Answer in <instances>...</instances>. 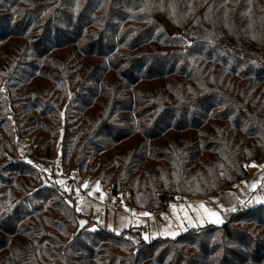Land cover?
I'll return each mask as SVG.
<instances>
[{
	"label": "trees",
	"instance_id": "1",
	"mask_svg": "<svg viewBox=\"0 0 264 264\" xmlns=\"http://www.w3.org/2000/svg\"><path fill=\"white\" fill-rule=\"evenodd\" d=\"M252 163L264 0H0V264H264V202L175 236L116 232L81 224L72 181L153 212L209 199Z\"/></svg>",
	"mask_w": 264,
	"mask_h": 264
},
{
	"label": "rangeland",
	"instance_id": "2",
	"mask_svg": "<svg viewBox=\"0 0 264 264\" xmlns=\"http://www.w3.org/2000/svg\"><path fill=\"white\" fill-rule=\"evenodd\" d=\"M19 150L24 159L31 161L37 167L43 170H45V168L50 169L51 165L49 163H45L42 165L40 160V152L38 151L37 147L32 148L29 145L28 139L26 137H22L19 140ZM52 159H54V163L57 164L59 156L57 158L56 156H54L52 157ZM263 167L264 164L258 165L257 163H252L249 167V173L252 177V179L250 180H255V175H258V173L260 172L259 170H261ZM49 173L51 172L49 171ZM62 173L63 172H61L58 167H55V174L57 176H52L51 181H56L58 184H66L67 179H64V177H62ZM78 178L82 179V187H84L86 193V196L81 200V224H86L88 220H91L88 223V226L91 228L99 226L103 223L116 232H121L124 229L130 228L132 226L133 230H135L136 226L131 224L129 214L136 213L135 211H130L128 207L121 206V204L124 202L121 194H119V196H112L110 190L108 188H104L102 183L95 180L93 177L84 179L83 176L78 175ZM259 178H257L256 181H259ZM259 201H264V197L259 200H255L253 204L259 203ZM192 202H196V206H192ZM204 202L205 201L203 199L172 200L169 203L167 216H165L167 220L171 221L170 224L172 223V227L162 226V232H160V234L175 236L181 233L184 229H187L192 225H196L197 223H201L205 219L213 223H222L224 218L221 215L220 209L218 207H214L213 204L210 205L209 210L206 209V211L208 210V212H211L209 214L206 213L205 217L201 218L196 215L201 212L203 208H206L205 205H203L205 204ZM115 204H117L115 206L116 208H114ZM195 219H197L198 222H196ZM196 226H198V224ZM150 231L153 234L157 233V230L154 229L153 224Z\"/></svg>",
	"mask_w": 264,
	"mask_h": 264
},
{
	"label": "crops",
	"instance_id": "3",
	"mask_svg": "<svg viewBox=\"0 0 264 264\" xmlns=\"http://www.w3.org/2000/svg\"><path fill=\"white\" fill-rule=\"evenodd\" d=\"M259 171L260 172L258 173V175H255V180H250V179H252V177L249 173V177L246 179V184L243 187H240L239 189L234 190L231 188V186H228V187L224 188L223 190L218 191L217 193L212 195L209 199L204 200L205 204H203V205H205L206 208H203V210L196 215L201 217V218L205 217L206 213L209 214L211 212V211L208 212L211 204H213L214 207H216V208L218 207L220 209L222 217H223L224 212H226L227 210L234 209L238 205H241V204L253 205V202H255V200H259V199L264 197V167ZM259 176H260V178H259ZM257 178H259V181H256ZM259 193H260V195H259ZM257 194H258V196H257ZM256 198H258V199H256ZM261 202H264V201H261ZM261 202L259 201V203H261ZM121 206L122 207H128V209L132 212L135 211L136 214H133V213L129 214V218L131 215H136L143 220H147L149 227L147 230H144L143 233L146 232L144 235H158V234H160V232H162L161 231L162 226H159L157 223L158 219H162L164 221V225H163L164 227H172V223L170 224L171 221L167 220L165 217V216H167V210L169 209V206L166 208H161V209H159L157 211H153V212H149V211H145V210H137V209H134V208H132V207H130L124 203H122ZM206 209H208V210L206 211ZM195 220H196V222H198L197 219H195ZM204 223H213V222H209V221H207V219H205L203 222L197 223V224L201 225ZM152 224L154 225V229L157 230V233L153 234L150 231ZM196 225H192V226H196ZM135 226H136L135 229L138 228L137 225H135Z\"/></svg>",
	"mask_w": 264,
	"mask_h": 264
},
{
	"label": "built area",
	"instance_id": "4",
	"mask_svg": "<svg viewBox=\"0 0 264 264\" xmlns=\"http://www.w3.org/2000/svg\"><path fill=\"white\" fill-rule=\"evenodd\" d=\"M45 173H49L50 169L49 168H45V170H43ZM72 181L74 182V189H76V193H77V197L80 200V206H82V199L86 196L85 193V189L84 187H82V179L78 178L77 173L75 172L74 176L72 177ZM246 184V179L237 181L236 183L231 185V188L234 190L239 189L240 187H243ZM182 200V199H181ZM193 206H196V202H192L191 203ZM114 208L115 205H114ZM130 222L134 225H137L138 228H140L141 230H147L149 227V224L147 222V220H143L140 217L136 216V215H131L130 216ZM157 223L159 226H163L164 225V221L162 219H158ZM101 226H103L104 224H100Z\"/></svg>",
	"mask_w": 264,
	"mask_h": 264
},
{
	"label": "water",
	"instance_id": "5",
	"mask_svg": "<svg viewBox=\"0 0 264 264\" xmlns=\"http://www.w3.org/2000/svg\"><path fill=\"white\" fill-rule=\"evenodd\" d=\"M158 19L164 24L166 30L169 34L173 35L176 33V28L171 24V22L163 16H158Z\"/></svg>",
	"mask_w": 264,
	"mask_h": 264
}]
</instances>
